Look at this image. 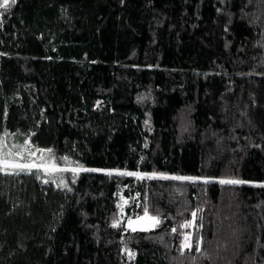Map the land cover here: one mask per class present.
<instances>
[{"label": "trees", "instance_id": "obj_1", "mask_svg": "<svg viewBox=\"0 0 264 264\" xmlns=\"http://www.w3.org/2000/svg\"><path fill=\"white\" fill-rule=\"evenodd\" d=\"M0 141V264H264V0L0 8Z\"/></svg>", "mask_w": 264, "mask_h": 264}, {"label": "rangeland", "instance_id": "obj_2", "mask_svg": "<svg viewBox=\"0 0 264 264\" xmlns=\"http://www.w3.org/2000/svg\"><path fill=\"white\" fill-rule=\"evenodd\" d=\"M3 139V138H2ZM8 152H12V153H16L19 152L20 156H13L11 157V159H16V160H20L22 163H31L33 165H46L48 168V171L46 172L44 170V167H40L39 169H37L36 167H33L31 170H24L23 172L25 173H29V174H33L35 176H37L36 171L37 170H41L43 171L47 177H50L51 173H56L57 171H53L52 169H63V166H59L57 164H55L53 161L51 160H47L46 157L42 154V150H38V149H33L31 147V145H29V143L27 142L26 144H24L23 146H21L18 150H12V149H6L5 145H3V141H0V155L6 154ZM31 153V155H30ZM67 169H78V171H80L78 167H73V166H68L66 167ZM85 169V168H83ZM10 171H12V169H9L8 172L10 173ZM109 171V170H108ZM77 172V171H76ZM109 172H122V171H109ZM5 173V172H2ZM123 173V172H122ZM129 173H137L139 174L140 177H144V176H148L151 175L153 176V174H143L140 172H129ZM159 174L156 175V177H158ZM166 176H170L167 174H164ZM136 177H138L137 175H135ZM45 176V179L47 178ZM49 179V178H47ZM127 205V200H123V207H125ZM151 217L149 216H135V217H126V227L129 229H149L151 227L154 226V221L152 219H150ZM130 222H131V226H130Z\"/></svg>", "mask_w": 264, "mask_h": 264}, {"label": "snow or ice", "instance_id": "obj_3", "mask_svg": "<svg viewBox=\"0 0 264 264\" xmlns=\"http://www.w3.org/2000/svg\"><path fill=\"white\" fill-rule=\"evenodd\" d=\"M16 0H2V2H0V8L3 9H8L11 5L15 4ZM27 143V142H26ZM51 151V150H48ZM31 155V153H30ZM13 156H20L19 152L16 153H12V152H8L6 154L0 155V172H5L8 173L9 169H12L13 171H24V170H31L33 167H36L37 169H39L40 167H44V170L47 172L48 168L46 165H33L31 163H22L20 160H16V159H11V157ZM66 159V158H65ZM53 171H67V170H71L72 172H76L78 171V169H52ZM82 171H98L96 169H79ZM11 174V173H8ZM121 175H137L138 178H142L139 176V174L137 173H120ZM157 174H153V176H156ZM152 178V177H149ZM159 179H171V180H179V181H195L197 178L195 177H184V176H166L164 174H159L158 175ZM207 182V181H205ZM219 183L221 184H242L245 183L244 181L241 180H234V179H221L219 181ZM145 215L147 216V210H145ZM196 213H193V216H195ZM150 219H152L154 221L155 224L159 223V219L157 217H151ZM117 224H113V227H116ZM130 226H131V222H130ZM136 229L133 228V231H135ZM173 231H175V229H173ZM184 249H191V244L188 242V237H185V242L182 243L181 245V250L183 251ZM197 251H200L199 246H197ZM130 255H133L130 253Z\"/></svg>", "mask_w": 264, "mask_h": 264}]
</instances>
